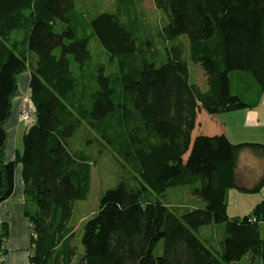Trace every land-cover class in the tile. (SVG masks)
I'll use <instances>...</instances> for the list:
<instances>
[{
	"label": "trees",
	"instance_id": "trees-1",
	"mask_svg": "<svg viewBox=\"0 0 264 264\" xmlns=\"http://www.w3.org/2000/svg\"><path fill=\"white\" fill-rule=\"evenodd\" d=\"M124 1L123 10L91 15L77 10V0H0V205L13 194L21 165L31 264H239L245 258L264 264V200L243 218H231L226 202L232 188L258 193L264 187V176L252 189L237 184L240 154L264 158V144H233L224 134L193 139L200 111L219 115L259 105L264 0H154L167 17L159 30L166 44L161 66L142 40L135 1ZM181 36L206 75V91L190 78ZM93 39L116 65L113 72L93 62ZM28 70L34 121L22 151L7 162L6 124L17 77ZM232 73L254 80L258 88L248 92L254 101L232 93ZM83 127L94 136L87 143L119 157L137 183L122 181L103 194L84 225L79 254L70 220L74 203L87 198L97 163L73 144ZM179 187H190L192 203L154 197ZM211 226L222 228H216L220 251L211 231L202 232ZM8 235L4 224L0 253ZM161 241L163 253L155 256Z\"/></svg>",
	"mask_w": 264,
	"mask_h": 264
},
{
	"label": "rangeland",
	"instance_id": "rangeland-1",
	"mask_svg": "<svg viewBox=\"0 0 264 264\" xmlns=\"http://www.w3.org/2000/svg\"><path fill=\"white\" fill-rule=\"evenodd\" d=\"M135 1V10L137 13V17L141 27V37L142 40L148 41L150 46L148 48L150 55L154 56L155 61L158 66H161L165 62V42L159 36V30L166 25L167 17L164 12L158 10L155 7L154 0H134ZM117 3V0H77V10L79 12H83L86 14L94 15L100 12H115L117 8L123 10L125 8V4ZM179 43H182L184 46V58L187 60L189 64L190 70V78L192 82L199 85L202 91H206L208 88L207 78L199 64L193 63L189 58V49H188V41L186 36H181L178 40ZM174 44V43H173ZM91 51L93 54V62L96 65H103L107 71V73L113 72L116 69L115 64H111L109 61L108 53L102 48L97 39H93L91 42ZM32 55V54H31ZM34 56V55H33ZM73 70L77 69L76 64H72ZM97 69V66H95ZM30 72L25 71L17 77L18 84V92L17 95L12 100V110L11 116L6 124L7 133H9V138L16 132V125L18 121L17 107L20 105V111L28 110L29 120L27 122L21 121V126L19 130L18 137L16 138L15 145L22 150L23 149V136L26 132L27 128L34 121V105L32 104L29 97V89L26 82L24 81V75H29ZM242 75L232 73L230 75L231 80V90L235 95H239L245 100L247 103H251L254 101L255 96H251L252 94L248 93L251 87L257 89L258 86L254 82V80L248 76L247 73H241ZM246 90V92H245ZM253 95L255 93L253 92ZM259 112V125L254 126L249 123L246 127L240 129L241 137L239 142L241 143H261L264 144V94L258 105ZM253 110V109H252ZM205 116L210 118L208 114L205 112ZM224 115H239V118L236 117L235 120L243 121V117L241 114H231L223 113ZM221 116L222 118L227 116ZM254 119V116L251 119ZM211 119V118H210ZM234 120V119H231ZM199 122H203L202 116L199 117ZM257 122V121H256ZM209 121L204 120L202 127L198 126L197 132L193 135V139L196 138L197 135L201 134V132L205 131L207 126L209 125ZM208 133V131H205ZM215 131H211L212 134ZM94 136H92L91 132L86 128H82L79 130L75 137L73 138V144L77 149H85L86 152L91 153L94 157L97 158V163L92 167V175H91V185L90 191L85 200H78L73 205V213L70 220V225L75 228V244L78 247L79 254H82L83 248L81 244V238L83 235L84 225L87 221L93 218V216L98 212L100 206V200L103 194L110 189L117 187L122 181L127 182L131 185H136V180L133 178V173L130 168L115 154H113L108 149L100 148L96 143H87L89 140L92 141ZM10 141V143H12ZM238 142V143H239ZM100 149L102 150L99 153ZM241 160V164L243 166L244 173L247 174L249 171V177L254 178L256 173H258V163L252 157V154L249 151H246ZM249 166V167H247ZM261 192V193H260ZM258 193L249 194L246 192H242L237 188H232L227 192V212L230 216H239L243 217L244 214H248L253 209L254 204L258 200L263 197L264 187ZM154 195V194H153ZM190 187H179L174 190H170L168 194L163 197H158L154 195L155 199H159L163 203H168L171 201L184 200L187 205L192 203V199H190ZM150 198V196H147ZM153 199V200H155ZM32 209H36L35 205L32 204ZM212 233L213 247L214 250H221L220 242L222 241V235L220 234L218 229L207 230V227L202 230ZM262 237L264 238V226L262 225ZM202 240L204 239L203 234L200 233L198 235ZM163 253V241L159 242L157 247L154 249L153 254L155 256H161Z\"/></svg>",
	"mask_w": 264,
	"mask_h": 264
},
{
	"label": "crops",
	"instance_id": "crops-1",
	"mask_svg": "<svg viewBox=\"0 0 264 264\" xmlns=\"http://www.w3.org/2000/svg\"><path fill=\"white\" fill-rule=\"evenodd\" d=\"M24 81L29 89V82H30V74L24 75ZM263 98V96H262ZM21 105V104H20ZM20 105L17 107V114H18V121H17V129L16 132L12 136L13 142L10 143L11 137L9 138L8 133V139L6 143V149H5V160L7 162H11L15 160L16 152L22 151L20 150L17 145H15L16 138L18 137L21 121H20ZM258 107L247 110H240L236 112H231V114H241L243 117V121L235 120L236 117L239 118V115H208L210 118L205 116L204 111H200L197 118V126L194 131V134L198 130V126L203 125L204 120L209 121V125L207 128L203 129L205 132H201L202 135H218V134H224L231 143L233 144H239L241 132L240 129L243 127H246L247 124L251 123L254 126H258L259 124V112ZM227 116L222 118L221 116ZM202 116L203 122H199V117ZM254 116L251 119V117ZM234 119V120H231ZM257 121V122H256ZM7 131V130H6ZM211 131H215L212 134ZM26 133V132H25ZM24 133V135H25ZM24 137V136H23ZM239 142V143H238ZM242 143V142H241ZM246 151L242 152L239 156L238 160V168H237V184L239 187H243L246 189H252L254 186L260 181V179L264 176V158L258 157L253 155V159L256 160L258 163V173H256V176L254 178L249 177V171L245 175L244 167L246 164L242 165L241 160L244 156ZM249 167V166H247ZM261 193V192H260ZM254 194V193H249ZM227 199V197H226ZM264 200V194L263 197L254 204L253 209L257 204H259L261 201ZM227 202V200H226ZM27 205L29 203L27 202V199L24 194V183L22 179V167L21 165H17L16 171H15V183H14V191L13 194L5 200L0 205V230L2 225H7L9 230V235L7 240L2 245V256H3V264H31V254L33 251V244L31 242L32 239V228L29 218L26 216L25 212L27 209ZM198 203H196L194 206H197ZM252 209V210H253ZM251 210V212H252ZM250 212V213H251ZM248 213V214H250ZM248 214H244L247 216ZM230 216V214L228 213ZM243 216V217H245ZM231 218H243L239 216H230ZM215 228L214 226L208 227L209 230ZM220 228V227H216ZM222 230V228H220ZM250 259L245 258L243 261H241L239 264H249Z\"/></svg>",
	"mask_w": 264,
	"mask_h": 264
},
{
	"label": "built area",
	"instance_id": "built-area-1",
	"mask_svg": "<svg viewBox=\"0 0 264 264\" xmlns=\"http://www.w3.org/2000/svg\"><path fill=\"white\" fill-rule=\"evenodd\" d=\"M20 117H21V121L27 122L29 120V117H30L28 115V110L20 111ZM251 220L253 222L256 221L254 218H252ZM262 225L264 226V222L262 223ZM0 264H3V256H2V253H0Z\"/></svg>",
	"mask_w": 264,
	"mask_h": 264
}]
</instances>
